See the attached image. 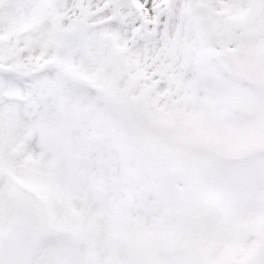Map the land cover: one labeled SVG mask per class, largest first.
I'll return each mask as SVG.
<instances>
[{"label": "snow or ice", "instance_id": "6c2138e0", "mask_svg": "<svg viewBox=\"0 0 264 264\" xmlns=\"http://www.w3.org/2000/svg\"><path fill=\"white\" fill-rule=\"evenodd\" d=\"M0 264H264V0H0Z\"/></svg>", "mask_w": 264, "mask_h": 264}]
</instances>
